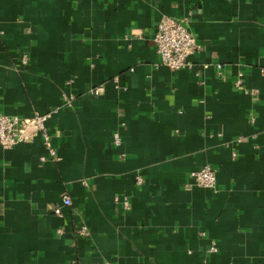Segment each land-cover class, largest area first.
I'll list each match as a JSON object with an SVG mask.
<instances>
[{"label":"crops","instance_id":"0c3cea01","mask_svg":"<svg viewBox=\"0 0 264 264\" xmlns=\"http://www.w3.org/2000/svg\"><path fill=\"white\" fill-rule=\"evenodd\" d=\"M163 17L193 69L161 65ZM48 112L57 159L0 148V264H264V0H0V115Z\"/></svg>","mask_w":264,"mask_h":264},{"label":"built area","instance_id":"2783aa9c","mask_svg":"<svg viewBox=\"0 0 264 264\" xmlns=\"http://www.w3.org/2000/svg\"><path fill=\"white\" fill-rule=\"evenodd\" d=\"M158 55L161 58V65L171 71L182 69H193L194 65L190 58L201 49L195 36L187 29L184 21L172 17H163L157 24L153 37ZM22 62L27 63V56L23 57ZM243 75H239L236 83L238 88L243 86ZM101 88L95 93H99ZM256 93L258 91L256 90ZM66 106L71 107L73 97L64 99ZM52 117V112L45 114H35L29 119L18 116L0 115V148L11 149L18 144L28 142L39 136L42 137L45 147L48 150L50 159H57V152L52 146V136L48 129V122ZM115 142L119 144L120 137L115 136ZM45 161L46 158H41ZM190 179L198 186L215 189L217 183L216 172L210 165H204L200 169L191 172ZM63 205H72V199L68 194L63 196ZM128 207V202H125ZM55 214H61V207L53 208ZM79 234L87 235V228L82 226ZM212 254L218 253L217 246L213 243L209 249ZM112 264V263H106Z\"/></svg>","mask_w":264,"mask_h":264}]
</instances>
